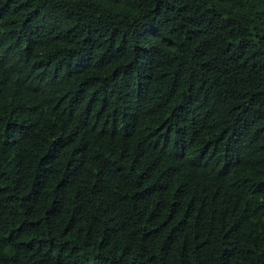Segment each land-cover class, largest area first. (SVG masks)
<instances>
[{"label": "trees", "instance_id": "16d2710c", "mask_svg": "<svg viewBox=\"0 0 264 264\" xmlns=\"http://www.w3.org/2000/svg\"><path fill=\"white\" fill-rule=\"evenodd\" d=\"M0 264H264V0H0Z\"/></svg>", "mask_w": 264, "mask_h": 264}]
</instances>
